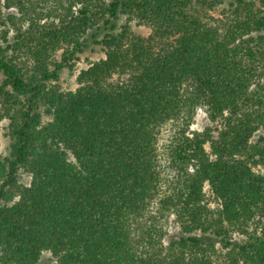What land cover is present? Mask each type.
Returning <instances> with one entry per match:
<instances>
[{
	"label": "trees",
	"instance_id": "1",
	"mask_svg": "<svg viewBox=\"0 0 264 264\" xmlns=\"http://www.w3.org/2000/svg\"><path fill=\"white\" fill-rule=\"evenodd\" d=\"M221 1L0 0V264H264V0L231 2L224 33ZM90 44L104 58L61 91ZM201 107L219 128L189 137Z\"/></svg>",
	"mask_w": 264,
	"mask_h": 264
},
{
	"label": "rangeland",
	"instance_id": "2",
	"mask_svg": "<svg viewBox=\"0 0 264 264\" xmlns=\"http://www.w3.org/2000/svg\"><path fill=\"white\" fill-rule=\"evenodd\" d=\"M234 0H223L221 1L220 5H216V8L207 10V19L206 21L209 22V24H216L221 33H224L226 26L229 21L233 20L232 13L230 12L231 7L230 3ZM258 10H262L263 8L259 5H257ZM3 11V9H2ZM125 20L122 19L120 24H124ZM131 31L137 35L141 36L144 39L149 38L150 35H152L151 30L148 27L143 26H137L134 22L130 24ZM261 35H264V33H259ZM257 33H253L251 36L256 37L259 35ZM12 35V33H10ZM58 57V55H57ZM104 58V53L102 52L101 48L99 46H95L93 44H90L89 47L82 53L77 54V61L75 63V67L72 71L69 70H63L60 72L59 81L57 83L58 87L61 91L67 92V91H74L78 88V84L76 81V78L80 71L86 70L92 63L99 61L100 59ZM126 78V77H125ZM121 78H119L120 80ZM3 77L0 75V85L2 83ZM118 76L115 75L113 77V81H117ZM207 109L206 108H198L196 110V113L194 115V118L192 120V123L189 127V131L187 132V135L189 137L191 136L190 133L197 132L202 133L206 128H215L218 127V125H213L209 122L207 117ZM47 118H44V121H47ZM8 122L5 120L0 121V160H3L5 157L9 155L10 152V140L8 137V130H7ZM179 125L177 123H170L166 125L159 137V143H158V152H159V159H160V166L162 170V177L165 179V185H163L162 191L165 192L169 188V182L171 178V171L169 170L170 165V143L172 141V137L176 134ZM219 128V127H218ZM262 132H258L257 136L252 139V142H255L257 137L261 135ZM217 132H213V137L216 138ZM207 148V146H206ZM254 171H259L262 175H264V169L261 167H258V169H254ZM20 183H22L25 186H28L30 182V176L28 175H22L20 178ZM204 193L206 195V199L208 201L210 208L216 207V202L214 201L212 195L210 194L208 186H205ZM152 212H155L153 209ZM146 223V222H145ZM162 229L166 233L162 240L163 246H166L168 244V241L172 236L179 234V227L176 223L174 215H169L165 220H163ZM252 227L249 228V232H252ZM138 233V232H137ZM139 234V233H138ZM236 241L244 240L245 237L239 236L237 234H234L233 237ZM217 249L221 252V255L224 254L225 251H221L219 246H217ZM52 257L49 253H44L42 255V259L40 264H51ZM221 261L222 259L219 258Z\"/></svg>",
	"mask_w": 264,
	"mask_h": 264
}]
</instances>
